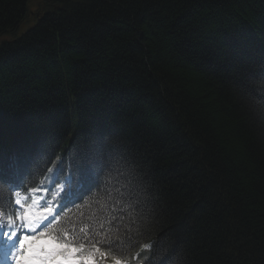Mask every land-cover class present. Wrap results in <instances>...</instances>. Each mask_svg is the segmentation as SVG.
<instances>
[{
	"label": "trees",
	"instance_id": "1",
	"mask_svg": "<svg viewBox=\"0 0 264 264\" xmlns=\"http://www.w3.org/2000/svg\"><path fill=\"white\" fill-rule=\"evenodd\" d=\"M62 175L105 264H264V0H0V213Z\"/></svg>",
	"mask_w": 264,
	"mask_h": 264
},
{
	"label": "snow or ice",
	"instance_id": "2",
	"mask_svg": "<svg viewBox=\"0 0 264 264\" xmlns=\"http://www.w3.org/2000/svg\"><path fill=\"white\" fill-rule=\"evenodd\" d=\"M16 195L19 196V193L17 192ZM15 205L22 206L21 199H15ZM48 211L50 212L51 209ZM46 222V217L37 219L28 208L23 212L17 211L14 218L7 217L8 224L23 226V231L13 230L10 234L5 233L10 240L15 239L19 234L13 264H97L95 253L101 251L99 245H91L92 254L81 255L82 252L88 250V241L80 244L63 242L58 236L51 234L48 229L39 232V235L28 234L30 231L36 232L39 227H44ZM102 257L107 258V253H103Z\"/></svg>",
	"mask_w": 264,
	"mask_h": 264
},
{
	"label": "rangeland",
	"instance_id": "3",
	"mask_svg": "<svg viewBox=\"0 0 264 264\" xmlns=\"http://www.w3.org/2000/svg\"><path fill=\"white\" fill-rule=\"evenodd\" d=\"M31 6H33V3H31ZM25 156V154H21L20 157ZM34 194H36V191L33 192ZM46 208L51 209V211H53L52 206H51V202L50 201H46L44 203V205L39 204L37 198L33 199V201L31 202L30 206L28 207V209L31 210V212H33V216L35 218H42V217H46L48 216V214L50 213L48 210H46ZM34 227V226H33ZM36 227V226H35ZM4 239V237L1 235L0 236V264H4V261L8 260V261H12L13 262V257H14V253H15V249L16 248H11V244H12V239L8 240ZM2 242H6L7 243V247H9L8 249H3Z\"/></svg>",
	"mask_w": 264,
	"mask_h": 264
}]
</instances>
